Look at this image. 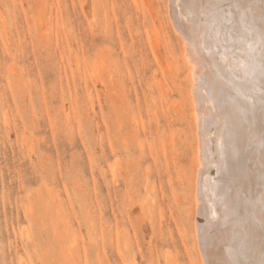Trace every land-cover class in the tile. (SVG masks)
<instances>
[{
    "label": "rangeland",
    "instance_id": "rangeland-1",
    "mask_svg": "<svg viewBox=\"0 0 264 264\" xmlns=\"http://www.w3.org/2000/svg\"><path fill=\"white\" fill-rule=\"evenodd\" d=\"M167 10L0 0V264H196Z\"/></svg>",
    "mask_w": 264,
    "mask_h": 264
},
{
    "label": "bare ground",
    "instance_id": "bare-ground-1",
    "mask_svg": "<svg viewBox=\"0 0 264 264\" xmlns=\"http://www.w3.org/2000/svg\"><path fill=\"white\" fill-rule=\"evenodd\" d=\"M167 12L193 132L179 209L195 262L264 264V0H168Z\"/></svg>",
    "mask_w": 264,
    "mask_h": 264
}]
</instances>
